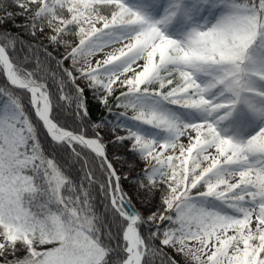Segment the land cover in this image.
<instances>
[{
    "label": "snow or ice",
    "instance_id": "1",
    "mask_svg": "<svg viewBox=\"0 0 264 264\" xmlns=\"http://www.w3.org/2000/svg\"><path fill=\"white\" fill-rule=\"evenodd\" d=\"M0 264H264V0H0Z\"/></svg>",
    "mask_w": 264,
    "mask_h": 264
},
{
    "label": "trees",
    "instance_id": "2",
    "mask_svg": "<svg viewBox=\"0 0 264 264\" xmlns=\"http://www.w3.org/2000/svg\"><path fill=\"white\" fill-rule=\"evenodd\" d=\"M101 111H103V110L102 109L101 110H98L95 115L98 116ZM118 167H121V165L118 164ZM125 187H126V190H127V185ZM134 203H136L137 207L140 206L138 201H134ZM101 209H102V205H101Z\"/></svg>",
    "mask_w": 264,
    "mask_h": 264
},
{
    "label": "rangeland",
    "instance_id": "3",
    "mask_svg": "<svg viewBox=\"0 0 264 264\" xmlns=\"http://www.w3.org/2000/svg\"><path fill=\"white\" fill-rule=\"evenodd\" d=\"M116 167H117V168H120V167H118V164L116 165ZM127 190H128V189H127ZM134 201H135V200H134Z\"/></svg>",
    "mask_w": 264,
    "mask_h": 264
}]
</instances>
